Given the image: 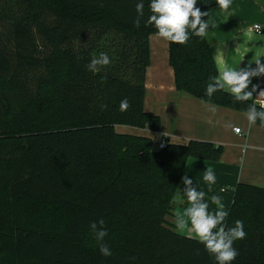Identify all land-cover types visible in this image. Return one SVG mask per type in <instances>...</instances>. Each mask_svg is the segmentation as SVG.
<instances>
[{"label":"trees","instance_id":"trees-1","mask_svg":"<svg viewBox=\"0 0 264 264\" xmlns=\"http://www.w3.org/2000/svg\"><path fill=\"white\" fill-rule=\"evenodd\" d=\"M138 2L0 0V264H217L167 217L187 160L218 161L224 146L168 138L157 149L149 134L116 129L161 131L145 109L156 29L144 23L150 0L135 26ZM101 52L111 63L93 73L86 65ZM169 62L178 90L241 111L252 102L206 95L218 74L207 36L169 42ZM124 98L131 106L121 112ZM100 219L108 257L89 228ZM237 219L247 236L234 242L232 264H264V187L237 184L225 225Z\"/></svg>","mask_w":264,"mask_h":264},{"label":"crops","instance_id":"crops-1","mask_svg":"<svg viewBox=\"0 0 264 264\" xmlns=\"http://www.w3.org/2000/svg\"><path fill=\"white\" fill-rule=\"evenodd\" d=\"M203 1L206 7L201 11H208L209 16L202 19L209 20L206 36L217 66L222 63L233 68H246L251 64L255 68V60L261 59L264 63V32L253 29L255 24L264 28V0H231L227 11L220 9L216 0ZM252 85L259 86L253 94L255 99L259 90L264 89V76L253 77ZM145 88V109L161 118V131L156 136L167 135L179 142L189 139L212 141L224 146L218 161L191 157L184 170L198 190L206 192V201L211 209L216 206L208 198L219 195L229 213L235 188L240 182L264 187V127L257 123L250 127L245 111L205 102L178 90L174 69L169 62V42L156 33L149 37ZM233 127L241 131L237 133ZM157 140L155 137V142ZM208 167L216 176V183L211 188L203 180ZM184 206L186 204L180 206L181 210ZM176 210L174 204L172 214L167 217L174 227ZM226 220L227 216L225 223Z\"/></svg>","mask_w":264,"mask_h":264},{"label":"clouds","instance_id":"clouds-1","mask_svg":"<svg viewBox=\"0 0 264 264\" xmlns=\"http://www.w3.org/2000/svg\"><path fill=\"white\" fill-rule=\"evenodd\" d=\"M216 2L223 11H227L231 4V0H216ZM196 5L197 0H150V15L144 23L146 26H154L159 38L170 43L186 45L190 39V32L197 37L204 38L209 29V20L202 19V17L209 16V12L201 11ZM144 7L143 0L135 5L137 12L135 26L137 28L140 27L144 17ZM110 63L111 60L107 53L101 52L99 56H93L86 68L95 73L100 67ZM255 64V68H252L251 64L246 68L238 66L233 68L219 63L218 74L209 78L206 95L210 98L218 91H225L232 96L234 102L252 101L244 113L248 124L251 127L259 120L261 126L264 127V89H260L253 99V94L257 92L259 86L252 85L253 77L264 76V63L258 59L255 60ZM249 85H252L251 91L247 90ZM130 106L129 100L124 98L120 102L119 110L127 111ZM233 130L237 133L240 131L235 127ZM203 180L207 182L209 188L216 183V176L211 167L206 169ZM181 182L184 185L183 189L173 197V203L177 206L174 212L177 232L203 244L206 251L214 256L217 264H232V261L239 255L234 242L243 240L247 236L243 221L237 219L234 226H226L225 218L228 212L219 195H212L208 198L211 204L216 206L211 209L206 201V192L198 190L187 173L181 178ZM185 204L186 206L181 210L180 206ZM104 224L105 221L100 219L98 223L92 222L89 228L99 246L100 253L108 257L113 253L109 245L104 242V238L108 235L103 227Z\"/></svg>","mask_w":264,"mask_h":264},{"label":"rangeland","instance_id":"rangeland-1","mask_svg":"<svg viewBox=\"0 0 264 264\" xmlns=\"http://www.w3.org/2000/svg\"><path fill=\"white\" fill-rule=\"evenodd\" d=\"M116 129L118 132H121V133H130V134H149L151 135L154 139L156 137V139H158L155 134H152L150 133L149 131L147 130H144V129H139V128H134V127H130V126H127V125H117L116 126ZM23 205L25 207H28V203L27 202H24ZM45 212L52 217V215H55L57 214L56 212V209L55 208H45L44 209ZM43 210V211H44Z\"/></svg>","mask_w":264,"mask_h":264},{"label":"built area","instance_id":"built-area-1","mask_svg":"<svg viewBox=\"0 0 264 264\" xmlns=\"http://www.w3.org/2000/svg\"><path fill=\"white\" fill-rule=\"evenodd\" d=\"M253 29L256 32H259V33L264 32V28L260 24H255L253 26ZM167 141H168V136L167 135H163V134L159 135L158 140H157V149H162L163 147H165L166 144H167Z\"/></svg>","mask_w":264,"mask_h":264}]
</instances>
